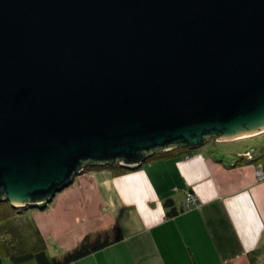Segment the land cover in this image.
Returning a JSON list of instances; mask_svg holds the SVG:
<instances>
[{"label":"water","instance_id":"1","mask_svg":"<svg viewBox=\"0 0 264 264\" xmlns=\"http://www.w3.org/2000/svg\"><path fill=\"white\" fill-rule=\"evenodd\" d=\"M263 132L264 0H0V204Z\"/></svg>","mask_w":264,"mask_h":264},{"label":"crops","instance_id":"2","mask_svg":"<svg viewBox=\"0 0 264 264\" xmlns=\"http://www.w3.org/2000/svg\"><path fill=\"white\" fill-rule=\"evenodd\" d=\"M219 155L204 146L120 175L80 174L43 210L1 222L2 264H12L14 249L43 242L59 257L86 234L114 227L120 241L73 264H264V179L256 178V163ZM188 191L199 207L183 209ZM166 199L176 215L166 216Z\"/></svg>","mask_w":264,"mask_h":264},{"label":"trees","instance_id":"3","mask_svg":"<svg viewBox=\"0 0 264 264\" xmlns=\"http://www.w3.org/2000/svg\"><path fill=\"white\" fill-rule=\"evenodd\" d=\"M182 150L183 152L187 151V149L180 147L171 149L169 151H157L154 152L152 155H150L146 160V162L154 161L160 158H165L174 155L176 152ZM263 155H264V146L261 150L260 155H258L257 157H254V155L252 154V158L247 160L242 158L241 155H238L237 161L238 162L244 161L245 163L253 164V163H257L260 160H264V158H260V156L263 157ZM138 167L140 166L127 169L118 163L116 164L113 163L109 165H86L84 167L83 173L91 170L108 169L111 170L114 175H120L128 171L135 170ZM2 204L3 205H0V223L3 221H7L10 218L12 219L16 216H20L21 214H24V212L26 211L22 208L11 207L8 203H2ZM163 206L166 209H168L166 212V216H174L178 213L171 199H166L163 202ZM0 225H2V223ZM122 238L123 235L121 233V230L118 227H114L110 230L86 234L75 247L65 251L59 257L49 256L48 253L46 252L45 249L46 247L43 242L39 244V246H37L36 248L30 250L22 251V250L14 249L13 252L10 254V261L12 264H73L74 262L78 261L81 258L86 257L87 255H90L96 251L108 247L109 245L115 242L120 241ZM0 264H2L1 258H0ZM252 264H254L253 261Z\"/></svg>","mask_w":264,"mask_h":264},{"label":"rangeland","instance_id":"4","mask_svg":"<svg viewBox=\"0 0 264 264\" xmlns=\"http://www.w3.org/2000/svg\"><path fill=\"white\" fill-rule=\"evenodd\" d=\"M204 146L208 148L209 151L217 150L220 153V158H226L228 156L236 157L238 154L241 155L242 158L248 160L250 159V156L252 158V154L250 156L247 155V152H251V150H253L254 157L260 155L261 150L264 146V132L259 135L236 140L234 139L228 141H216L215 139H210L202 147ZM260 158H264V155L263 157L260 156ZM0 205L3 204L1 203ZM50 251L53 250L51 249ZM58 254L60 253H57V255Z\"/></svg>","mask_w":264,"mask_h":264},{"label":"built area","instance_id":"5","mask_svg":"<svg viewBox=\"0 0 264 264\" xmlns=\"http://www.w3.org/2000/svg\"><path fill=\"white\" fill-rule=\"evenodd\" d=\"M251 154H253L252 151L247 152L248 156H250ZM255 165H256V168H255L256 178L258 180L264 179V162L259 161ZM199 206H200V202L197 199V197L192 192L188 191L184 198L183 209L197 208Z\"/></svg>","mask_w":264,"mask_h":264},{"label":"bare ground","instance_id":"6","mask_svg":"<svg viewBox=\"0 0 264 264\" xmlns=\"http://www.w3.org/2000/svg\"><path fill=\"white\" fill-rule=\"evenodd\" d=\"M247 137H251V135H246V136H241V137H237V138H235V139H241V138H247Z\"/></svg>","mask_w":264,"mask_h":264},{"label":"clouds","instance_id":"7","mask_svg":"<svg viewBox=\"0 0 264 264\" xmlns=\"http://www.w3.org/2000/svg\"><path fill=\"white\" fill-rule=\"evenodd\" d=\"M217 141V140H216ZM252 151V153H253V150H251ZM260 161H262V162H264V160H260ZM259 162V161H258Z\"/></svg>","mask_w":264,"mask_h":264}]
</instances>
